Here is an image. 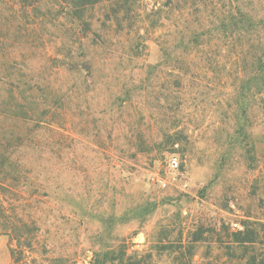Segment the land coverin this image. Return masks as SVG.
<instances>
[{"label": "rangeland", "instance_id": "rangeland-1", "mask_svg": "<svg viewBox=\"0 0 264 264\" xmlns=\"http://www.w3.org/2000/svg\"><path fill=\"white\" fill-rule=\"evenodd\" d=\"M133 2L118 21L102 0L88 27L65 3L0 0L1 61L36 86L0 112V264H91L107 244L143 264H246L235 234L262 235L264 91L240 94L258 37L218 25L264 0Z\"/></svg>", "mask_w": 264, "mask_h": 264}, {"label": "trees", "instance_id": "trees-1", "mask_svg": "<svg viewBox=\"0 0 264 264\" xmlns=\"http://www.w3.org/2000/svg\"><path fill=\"white\" fill-rule=\"evenodd\" d=\"M22 1H29V0H22ZM31 1V0H30ZM35 3H52L54 5H58L60 2L65 3V7L62 9H67V15L75 18V20L79 21L83 25H89V22L84 20V17L88 11H93L94 7L102 2V0H32ZM105 2L108 4L107 7L111 9L113 14L116 16L115 19L119 21L118 15H120L122 12L124 14L130 13V7L133 2V0H105ZM134 4V2H133ZM116 6L120 7V9L116 8ZM164 6L169 7L168 4H164ZM123 14V19H126V15ZM160 14V15H159ZM154 15H156L157 20L161 21V10L155 11ZM111 16H108V19L110 20ZM1 21V20H0ZM128 28H131V26H127ZM219 29L221 31H232L233 34L238 35V37H247V36H254L258 37V52L254 53L251 57V62L253 64L254 72L245 79L243 86L241 87L240 94L243 96L245 94L252 93L253 91L257 92H263L264 91V14L263 15H256L251 14L242 10H238V13L234 16H231L230 18L225 17L223 18L219 25ZM91 29V28H89ZM202 36H207V33L198 34L197 31L192 34L191 37V43H197L198 39H201ZM141 38V37H140ZM4 40H0V50L3 49ZM91 47L88 46V48ZM85 53V52H84ZM4 57L6 55L4 54ZM82 61L79 63V65L76 66L75 70L78 72L86 71L88 74H90V71L92 70V58L90 56V53H85L84 55H81ZM5 62L1 61L0 58V112H4L8 107V112L13 114H17L16 111L20 110H26V107L24 105H21L20 100L24 97H21L22 93L26 92L28 93V97H32V94L34 93L33 90L36 87L35 85L29 84V82L26 81H20L19 77L15 78L13 74L10 72L13 70V68L10 66L7 67V64L9 63L8 58L4 60ZM8 68V73H7ZM72 69V68H71ZM7 86H10L11 93H12V101H10L9 105L6 106V97L4 96L3 92H5V88ZM254 94V92H253ZM25 97V100L26 98ZM35 98V97H32ZM20 103V104H19ZM15 111V112H13ZM1 134V133H0ZM2 150V151H1ZM7 154H9L8 150L6 148L3 150L0 148V179H4L3 173L7 171V161L8 160ZM12 167V166H8ZM3 177V178H2ZM141 213V211L137 210L136 208H132L129 212L124 213L123 215H117L115 212L111 213H105V224L107 225V228L105 231H107L108 234H110L113 230V224L114 223H121L125 221L124 219L128 215H132V218L134 216H138V214ZM245 229H247L245 232L240 231L237 232L236 240L239 245L247 246L244 247L246 264H264V252L262 249H264V231H262V235L258 232H254L253 230H249L250 227L249 224L245 223ZM262 245V251L258 250V248L254 247L255 244ZM91 264H143L139 258L132 254L127 253V249L125 244H122V246L117 245L114 246L112 244L105 245V250L96 251L94 253L93 260Z\"/></svg>", "mask_w": 264, "mask_h": 264}, {"label": "built area", "instance_id": "built-area-1", "mask_svg": "<svg viewBox=\"0 0 264 264\" xmlns=\"http://www.w3.org/2000/svg\"><path fill=\"white\" fill-rule=\"evenodd\" d=\"M169 165L171 168L176 169L179 166V160L177 157H172L169 161Z\"/></svg>", "mask_w": 264, "mask_h": 264}]
</instances>
